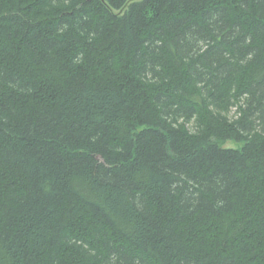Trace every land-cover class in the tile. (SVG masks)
Masks as SVG:
<instances>
[{
  "label": "trees",
  "instance_id": "trees-1",
  "mask_svg": "<svg viewBox=\"0 0 264 264\" xmlns=\"http://www.w3.org/2000/svg\"><path fill=\"white\" fill-rule=\"evenodd\" d=\"M0 264H264V0H0Z\"/></svg>",
  "mask_w": 264,
  "mask_h": 264
},
{
  "label": "rangeland",
  "instance_id": "rangeland-1",
  "mask_svg": "<svg viewBox=\"0 0 264 264\" xmlns=\"http://www.w3.org/2000/svg\"><path fill=\"white\" fill-rule=\"evenodd\" d=\"M133 1V0H132ZM241 144H237V143H235L234 141H231V140H229L226 144H225V146H227V147H238V146H240Z\"/></svg>",
  "mask_w": 264,
  "mask_h": 264
}]
</instances>
